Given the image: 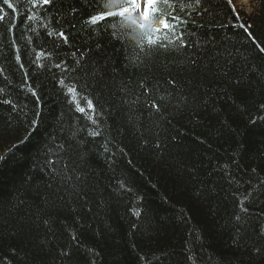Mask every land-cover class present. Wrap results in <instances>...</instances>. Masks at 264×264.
<instances>
[{
  "label": "trees",
  "instance_id": "16d2710c",
  "mask_svg": "<svg viewBox=\"0 0 264 264\" xmlns=\"http://www.w3.org/2000/svg\"><path fill=\"white\" fill-rule=\"evenodd\" d=\"M251 1L257 11L247 15L226 0H202L206 12L179 13L187 22L176 31L190 46L165 49L148 45L128 20L116 18L115 29L90 26L93 0L36 7L10 0L13 9L0 0V101L17 105L0 103V260L193 264L192 256L195 264H264L235 243L238 185L231 182L242 192L245 181L257 183L253 168L264 177V121L257 119L264 52L245 32L251 25L264 41V0ZM99 2L107 10L108 0ZM60 30L67 43L49 35ZM62 79L77 86L76 101ZM153 100L162 103L159 112ZM76 176L79 195L71 191ZM121 180L131 191L119 188ZM262 210L264 192L249 207L241 244L264 243Z\"/></svg>",
  "mask_w": 264,
  "mask_h": 264
},
{
  "label": "snow or ice",
  "instance_id": "6c2138e0",
  "mask_svg": "<svg viewBox=\"0 0 264 264\" xmlns=\"http://www.w3.org/2000/svg\"><path fill=\"white\" fill-rule=\"evenodd\" d=\"M163 2L166 9H169V11L161 12L159 9V5ZM29 3L32 4L33 7L44 6L49 5L52 3V0H29ZM93 3L95 4V10L92 14L89 16L88 23L90 26H104L108 25L111 26L113 29H115L116 24L118 22H124L125 20L130 21L132 26H135V28L140 29L142 32H144V39H146L147 44L154 46V47H163L167 48L169 44L176 43L177 46L181 49H185L189 47L190 45L186 42V38L182 32H177L176 29L179 27L180 24L186 23L184 17L179 15L181 12H187L188 15H191V12L197 11V9H201L202 11H207V9H203L202 0H108L107 3H104L102 6L103 8L107 9L104 11H101V4L99 0H93ZM227 5L231 8L233 12H235V5L232 4V0H226ZM3 4L6 5L9 9H13L14 5L10 2V0H3ZM191 10V12H188L187 10ZM73 12L76 10L73 8ZM133 13H139L137 19H132L131 14ZM199 14V13H198ZM116 18H119V21H116ZM236 19H239V15L237 14ZM4 19L3 16H0V21ZM29 19H34V17H29ZM156 25V26H153ZM241 27H245L244 25H241ZM252 26L247 25L245 27V32L248 35V38L252 41L254 46L260 51L264 52V41L258 40L256 37L253 36L252 32H250L248 29H250ZM147 29L148 32H145L144 30ZM152 33L155 35H151L148 33ZM58 35L62 40L67 43L68 37L65 35V32L63 30H60L58 32L52 33L50 32L49 35ZM113 39L120 40L122 37H117L115 34L112 37ZM143 45H138V47H142ZM75 55V53H73ZM19 60V56L17 57ZM84 59L83 54L81 53L80 58L76 61V63L79 65L81 61ZM191 64L195 66L197 64L196 59L191 60ZM23 67V65H21ZM56 68H60L61 64L58 63L55 65ZM0 72H2V69H0ZM225 75L227 73H224ZM61 85H64L67 88V93L70 94V103L76 101L77 99V86L76 85H65V81L62 79L59 81ZM170 83L175 84V81H170ZM238 83V81H237ZM88 85H85L87 87ZM143 86V85H142ZM32 95L37 97V103H39V97L37 96V93L34 89L31 90ZM145 91H148V89L145 87ZM0 92H3V89H0ZM0 103L8 104L12 107L13 110L17 108V105L13 103L12 100L4 99L0 101ZM76 110L80 113H85L86 108L82 107L79 103H76L75 105ZM151 108L159 112L162 108V103H158L155 100L151 102ZM87 110H90L92 113H95V105L92 100L87 101ZM258 110L261 112H264V103H260L258 105ZM39 113L37 112V116ZM88 119L92 121L94 125L99 124L98 120L95 118L94 115H89ZM257 119L264 121V116L257 117ZM257 122L256 119L252 120L251 123L255 124ZM37 123L36 120L32 121V124L35 125ZM90 135L92 136H98L100 135V132L98 130H93L90 132ZM159 147V144L156 145ZM60 149H63V145L57 146ZM72 146L69 145V148ZM105 151H108L107 146H105ZM5 159L4 156H0V161H3ZM50 163H53L50 161ZM226 169L229 167L228 165L224 166ZM65 170H69L68 165L64 166ZM70 171L74 172L75 169H71ZM251 175L257 180L256 184H252L251 180L245 181L246 184H248V188L244 189V191H239V189L243 188V185H240L238 182L235 181V178H232L231 182H235L238 185L237 192L233 193V198L238 201V208L239 212L234 213V218L237 221V233L236 236L238 239L235 241L239 246L243 247L244 249H248L251 247L254 250V254L260 257L261 259H264V243L257 244L255 241L251 244H241L240 241L245 236V229L244 225L247 223V218L250 215L249 207L251 206L253 202V198H258L259 195L264 192V177H261L257 171L256 168H253L251 170ZM68 179H72L71 176L68 177ZM79 184H83V180L80 176H76L71 191L75 195H79L80 193L76 191V186ZM119 188L123 191H131L130 188L127 187L125 182L121 180L119 182ZM82 191V189H81ZM60 200H63V197H58ZM133 215L139 217L141 215V212L139 209H135L133 211ZM260 216H264V210H262L259 213ZM47 223V221H45ZM135 227V226H134ZM259 235L261 237H264V228L260 229ZM73 240L76 239V236L73 235ZM13 254L15 255V249L12 250ZM61 255L64 257H67L69 255L68 252H61ZM7 258H4L3 260H0V264H5ZM190 261H193V264H195L194 258L192 256H189L187 258ZM7 264H11V261H7Z\"/></svg>",
  "mask_w": 264,
  "mask_h": 264
},
{
  "label": "rangeland",
  "instance_id": "374dc122",
  "mask_svg": "<svg viewBox=\"0 0 264 264\" xmlns=\"http://www.w3.org/2000/svg\"><path fill=\"white\" fill-rule=\"evenodd\" d=\"M235 4V10H240L247 15L255 13L257 11L256 4L253 3L251 0H233ZM233 4V3H232ZM233 4V5H234ZM139 13L131 14L132 19H137Z\"/></svg>",
  "mask_w": 264,
  "mask_h": 264
},
{
  "label": "bare ground",
  "instance_id": "6f19581e",
  "mask_svg": "<svg viewBox=\"0 0 264 264\" xmlns=\"http://www.w3.org/2000/svg\"><path fill=\"white\" fill-rule=\"evenodd\" d=\"M232 3L234 4V1L232 0ZM235 5V4H234Z\"/></svg>",
  "mask_w": 264,
  "mask_h": 264
}]
</instances>
